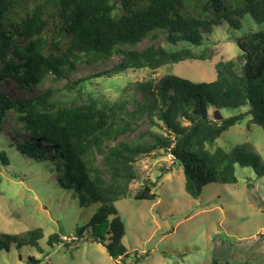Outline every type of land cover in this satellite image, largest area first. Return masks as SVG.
I'll use <instances>...</instances> for the list:
<instances>
[{
    "label": "trees",
    "instance_id": "obj_1",
    "mask_svg": "<svg viewBox=\"0 0 264 264\" xmlns=\"http://www.w3.org/2000/svg\"><path fill=\"white\" fill-rule=\"evenodd\" d=\"M245 15L257 28L234 38L239 54L217 62L216 77L210 82L173 74L153 77L168 64L199 59L188 47L124 49L158 30L166 33L170 44L198 47L204 34L223 23L239 29ZM113 56L120 60L96 77L144 68L153 71L152 77L128 83L113 101L90 99L74 105L53 101L52 88L31 97H15L4 90L8 80L30 89L49 76L62 80L78 65L93 66ZM66 84L70 88L77 83ZM243 107L247 110L227 118L220 112ZM9 112L28 133V139L15 144L16 150L24 157L48 161L81 207L98 204L69 242L77 244L91 229L92 240L102 244L113 260L127 257L121 243L124 223L114 204L128 196L155 201L152 190L160 179H145L131 192L141 156L171 155L182 167L184 191L194 199L207 184H236V166L251 168L259 178L264 175V161L248 142L229 151L208 148L246 118L264 133V0H0V134ZM142 121L148 127L134 139L106 146ZM95 152L102 156L108 179L96 166ZM0 161L8 163L4 152ZM169 172L170 168L162 169L161 174ZM100 226L103 232L95 233ZM42 237L41 228L0 233V250L8 252L12 245L38 247ZM69 242L58 233L47 238L50 247H68ZM26 262L41 260L30 256Z\"/></svg>",
    "mask_w": 264,
    "mask_h": 264
},
{
    "label": "rangeland",
    "instance_id": "obj_2",
    "mask_svg": "<svg viewBox=\"0 0 264 264\" xmlns=\"http://www.w3.org/2000/svg\"><path fill=\"white\" fill-rule=\"evenodd\" d=\"M239 29L227 23L214 27L204 34L202 45L193 47L188 43L170 44L166 33L154 31L135 47L124 49L143 50L151 45L168 50L190 48L199 59H186L168 64L155 71L153 77L173 74L193 82H210L216 77L215 65L219 61L235 59L239 50L234 38L257 28L250 16L245 15ZM202 58V60L200 59ZM120 60L111 59L93 66L78 65L62 80L49 76L41 85L20 89L8 80L4 90L15 97H31L52 88L53 101L83 104L90 99L113 101L131 82L143 81L153 75L148 68L129 70L111 76L96 74L111 68ZM77 83L66 88V83ZM247 108H224V118L246 111ZM211 113V112H210ZM148 127L140 122L134 131L116 141L106 143L112 147L119 141H130L138 132ZM28 139V133L18 122L15 113L9 112L0 134V153L4 152L8 163L0 161V233L19 234L33 228H41L43 237L38 247L11 246L8 252L0 250V264H28L27 257L41 260L39 264H264V175L256 177L249 167L236 166L237 183L221 185L210 183L202 188L196 199L184 191L182 167L173 163L171 155L160 152L141 156L135 167L138 179L131 192L141 186L145 179L160 178L153 192L155 201L134 200L131 196L115 202L114 206L124 223L125 233L121 240L128 256L113 260L104 246L92 240L88 229L77 244V227L88 223L98 204L81 207L73 190L64 189L53 173L50 163L42 158L22 156L15 144ZM248 142L264 161V133L249 118L230 127L211 145L210 150L221 147L229 151L237 144ZM10 144H13L12 146ZM96 153V166L108 179L102 164V156ZM171 172L161 174L162 169ZM103 226L95 233H102ZM58 233L69 242L50 247L47 238Z\"/></svg>",
    "mask_w": 264,
    "mask_h": 264
}]
</instances>
